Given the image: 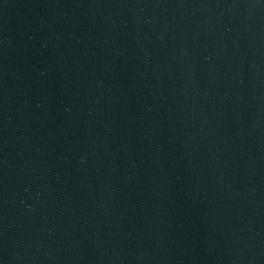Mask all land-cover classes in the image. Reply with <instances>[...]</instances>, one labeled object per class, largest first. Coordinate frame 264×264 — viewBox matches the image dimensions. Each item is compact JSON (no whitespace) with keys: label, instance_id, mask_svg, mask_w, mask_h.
<instances>
[{"label":"water","instance_id":"95a60500","mask_svg":"<svg viewBox=\"0 0 264 264\" xmlns=\"http://www.w3.org/2000/svg\"><path fill=\"white\" fill-rule=\"evenodd\" d=\"M0 264H264V0H0Z\"/></svg>","mask_w":264,"mask_h":264}]
</instances>
